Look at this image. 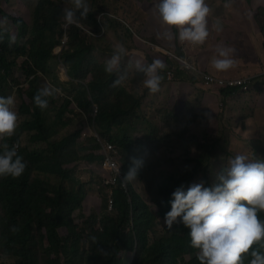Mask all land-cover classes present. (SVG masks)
I'll list each match as a JSON object with an SVG mask.
<instances>
[{
	"label": "trees",
	"instance_id": "1",
	"mask_svg": "<svg viewBox=\"0 0 264 264\" xmlns=\"http://www.w3.org/2000/svg\"><path fill=\"white\" fill-rule=\"evenodd\" d=\"M66 1L70 6L64 4ZM62 3L60 0H36L28 22L16 13L2 9L0 1V21L11 20L13 27L12 30L0 27V96L12 95L10 83L20 85L21 79L27 80L25 87L15 93L20 100L17 127L11 136L0 135V149L19 143L21 135L26 133L36 144L34 148L20 147L17 151L26 162L22 175L15 178L0 176V255L9 264H124L122 253H134V264H200L198 249L189 243L188 229L182 223H174L171 229L163 224L164 213L170 209L171 193L186 185L199 170L198 166L179 178L159 169V191L163 197L153 207L133 190H130L129 203L126 194L116 189L113 212L103 210L92 212L88 217L74 218V213L84 206L91 194L100 192L96 186L101 185L98 171L102 169V156L95 154L98 149L95 144H84L81 137L83 121L81 127L61 134L71 123L69 119L64 120L73 104L80 110L77 117L83 120L87 117L89 123L94 122L103 137L117 147L126 172L132 157L141 159L142 167L147 164V156L143 154L144 140L160 139L151 135H145L148 137L144 140L132 136L139 126L150 123L143 120L146 116L142 114L143 99L149 91L145 88L144 94L134 93L136 83L142 84L143 74L136 69L127 71L121 66L118 71L107 73L103 57L112 54L113 50L96 52L97 38L106 34L102 19H99L106 13L104 0H91L95 9L91 10V5L86 18L77 13L78 23L67 28L63 27V10L74 8V4L72 0ZM106 17L110 29L116 30L117 24L122 25L120 21ZM255 18L264 40V9H259ZM195 46L192 44L189 58ZM262 46L264 50V41ZM58 47L62 50L56 55ZM179 48L174 51L182 54ZM21 58L24 61L19 66ZM55 58L65 65L70 83L76 85L71 94L73 98L62 97L56 91L54 96L47 97L48 106L41 109L34 104L33 97L38 89L48 85L44 77L49 73V63ZM153 60L147 57L148 63ZM163 61L166 64L163 80H166L167 72L176 67L170 80L174 85H182L187 79L200 83L170 56ZM189 62L193 68H202ZM261 67L263 61L260 59L243 69L254 72ZM118 77H122L121 83L114 86L113 81ZM215 91L229 98L237 89L215 86ZM95 106L98 108L93 117ZM147 106L148 109L151 107ZM51 111L55 112L54 118L50 116ZM248 158H264V145L256 146ZM142 167L137 179L144 172ZM204 181L211 184L208 176ZM101 195L106 209L103 189ZM260 215L264 217V213ZM131 220L133 227L129 226ZM13 227L17 230L13 231ZM188 255L189 260L186 259Z\"/></svg>",
	"mask_w": 264,
	"mask_h": 264
},
{
	"label": "rangeland",
	"instance_id": "2",
	"mask_svg": "<svg viewBox=\"0 0 264 264\" xmlns=\"http://www.w3.org/2000/svg\"><path fill=\"white\" fill-rule=\"evenodd\" d=\"M0 1L1 8L5 11L16 13L25 21L31 20L36 0ZM60 1L64 3V0ZM87 2L91 7V0ZM206 2L210 8L207 17L209 34L203 44H196L189 60L202 67L199 69L209 68V72L215 77L259 75L264 70L262 46L264 40L255 17L259 9H264V0H229L228 2L206 0ZM154 3L155 0H104V4L107 5L104 10L106 13L102 14L101 19L105 27L103 33L106 31V34L97 38L96 52H108L113 50L115 44L122 43L126 48V55L122 57L120 66L127 71L136 69L137 62L148 64L147 57L164 60L165 55L176 48L180 49L179 47L188 55L192 47L191 43L180 42L175 38L166 40L157 37V32H163L164 29L154 14ZM64 4L70 6L68 1ZM92 9H95L94 5ZM106 16L120 21L123 26L117 24L116 30L110 29ZM0 27L3 30L13 29L11 20H4ZM217 27L221 30L217 31ZM220 43L230 45L236 50L235 65L222 72L215 70L210 64L211 58L216 55V46ZM56 49L57 55L60 48ZM259 58L263 61V67L254 72L243 69L246 66H253L260 60ZM23 61L24 58H21L18 65H22ZM50 68L51 71L46 77L43 76L46 84L49 83L60 92H65L67 97L71 96L66 92L72 88L69 83L71 80H66L61 61L55 58ZM193 81L187 79L182 85L176 86L173 81L167 79L166 75V80L161 81L159 91L148 92L143 99L142 114L146 116L143 120L147 119L150 123L139 126L138 132L132 133V136L141 140L148 137L145 135L160 139L154 142L143 141V154L147 156V164L143 168L148 172L143 174L136 190L142 199L151 205L150 207L156 205L155 202L160 199L159 169L166 170L179 178L198 166L199 170L184 185L185 188L193 182L204 181L205 176L209 177L212 184L221 169L227 166L229 159L237 154L250 157L256 146L264 145V81L260 76H255L250 91H237L229 98H224L212 88L207 87L208 90L203 84ZM25 83V78L21 79V84H15L11 91L18 92L25 87ZM136 88L134 93H145L141 82L136 83ZM147 105L151 107L148 109ZM207 113H211V116L209 117ZM50 116L54 118L55 112L51 111ZM68 119L74 124L63 129L61 134L78 128L76 122L78 118L73 120L66 116L64 121ZM94 127V122L86 126L83 130L87 133L85 137L92 139L97 135L99 139L106 140L103 132L100 133ZM84 144L91 146V140H85ZM19 145L36 147L27 133L21 135ZM149 164L153 166L150 167ZM83 176L85 177V173ZM96 188L100 194L101 189L97 186ZM98 194L92 193L84 206L74 213V218L77 219L81 215L88 217L92 212L106 211L105 203ZM159 229L160 227L157 228ZM121 258L126 260V253H122ZM186 259L189 260L190 256H186ZM0 264H9V261L0 255Z\"/></svg>",
	"mask_w": 264,
	"mask_h": 264
},
{
	"label": "clouds",
	"instance_id": "3",
	"mask_svg": "<svg viewBox=\"0 0 264 264\" xmlns=\"http://www.w3.org/2000/svg\"><path fill=\"white\" fill-rule=\"evenodd\" d=\"M72 3L74 8L63 10V27L65 28L78 23L77 13L82 18H86L89 13L87 0H72ZM209 12L210 8L206 0H155L154 14L164 29L163 32H157V37L166 40L175 38L180 42L186 41L194 45L203 44L209 34L207 26ZM101 16L102 14L99 19H101ZM173 29H175L174 32ZM220 30V27H217V31ZM58 48H60V53L62 47ZM181 51L182 54H179L172 50L165 56H170L177 63H180L170 53L179 57L187 55L182 48ZM235 51V48L230 45L217 44L216 55L210 60L212 68L221 72L232 68L236 62ZM124 55H126L125 46L122 43L115 44L112 54L103 57V59H106L104 71L110 74L118 71ZM187 58L189 61L188 55ZM53 63H49V71H51L50 66ZM62 65L65 69L66 80H71L65 65L63 63ZM180 65L186 70L181 63ZM165 68L166 64L161 59H154L148 64L139 62L136 64V70L143 74L142 84L150 93L159 91L161 81L164 78L162 71ZM176 70L177 68L173 67L167 72L168 80L174 77ZM198 70L211 74L207 70ZM186 71L190 72L193 78L198 79L201 84L208 88L215 90V86H218L206 85L200 74L192 69ZM255 76H260L264 81V70L259 75L254 76L227 77L219 75V77L226 79L251 78L252 85ZM121 79L122 77L115 79L113 85L120 84ZM25 82L26 85V78ZM47 84L49 86L45 85L38 89L33 97L34 104L41 109L48 106L47 97L54 96L56 91L60 96L67 97L65 92H60L49 83ZM10 85L13 88L15 84L10 83ZM70 86L72 88L66 92L71 95L76 85L70 83ZM225 88L237 89L241 92L251 90V88L244 90L241 86ZM237 91H234V93ZM15 93H11L13 96H0V135L2 137L4 135L11 136L17 127L20 107ZM68 98L72 100L73 96H68ZM97 108V106L94 107L93 117L96 115ZM78 112L80 110L73 104L66 116L73 120L78 118L79 120L76 121L78 122V128L81 127L83 121L84 130L89 125V121L87 117H85V120L77 117L76 113ZM207 115L210 117L211 113H207ZM72 124L74 123L72 122L65 129ZM96 128L95 126L94 129ZM85 136H87V133L84 131L81 134L82 139L91 140V143L98 147L95 154L102 156V169L98 171L101 177V185L98 188L104 190L106 194L104 198L106 200V212L111 213L114 211V191L116 189L121 190L126 194L128 202L131 203L130 190L140 195L136 190L138 189L137 185H139V180L143 174L148 170L142 167L143 161L141 159L132 157V163L126 172L114 144L106 138V140L99 139L97 135H94L92 139ZM106 143L113 146L115 153L112 155L105 153L103 146ZM19 150V143L12 147L4 145L0 149V176L15 178L22 175L26 168V162L17 153ZM141 167L144 172L137 179ZM159 185L160 181L158 183L160 199L155 202L156 204L163 197L160 194ZM98 197L103 201L101 193L98 194ZM169 203L170 209L164 213L163 224L171 229L174 223H182L188 229L189 243L193 248L198 249L197 259L200 264H264V217L260 215L264 213V158L249 159L244 154H237L229 159L227 166L223 167L217 174L214 183L209 185L204 181L193 182L187 188L181 185L171 193ZM129 226L133 227L132 220L129 222ZM12 230L16 231L17 229L13 227ZM133 255V260H130ZM126 256L127 259H124V264L135 263L134 253H128Z\"/></svg>",
	"mask_w": 264,
	"mask_h": 264
},
{
	"label": "built area",
	"instance_id": "4",
	"mask_svg": "<svg viewBox=\"0 0 264 264\" xmlns=\"http://www.w3.org/2000/svg\"><path fill=\"white\" fill-rule=\"evenodd\" d=\"M170 55L175 58L178 62L182 64V66L186 70H193L196 73L200 74V76L203 78L204 82L208 86L212 85H218V86H223V87H235V86H241L244 90H249L252 86V80L251 78H246V79H226V78H221V77H215L211 74L201 72L196 68H193L190 62L188 61L187 55L184 57H179L175 54L170 53ZM103 149L107 155H112L114 152V149L112 145L110 144H105L103 146ZM134 255L131 257L130 260H133Z\"/></svg>",
	"mask_w": 264,
	"mask_h": 264
},
{
	"label": "bare ground",
	"instance_id": "5",
	"mask_svg": "<svg viewBox=\"0 0 264 264\" xmlns=\"http://www.w3.org/2000/svg\"><path fill=\"white\" fill-rule=\"evenodd\" d=\"M57 50V49H56ZM63 70V69H62ZM64 72H65V70H64Z\"/></svg>",
	"mask_w": 264,
	"mask_h": 264
}]
</instances>
